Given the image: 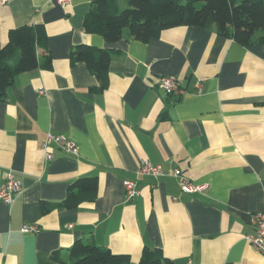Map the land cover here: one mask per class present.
Masks as SVG:
<instances>
[{"label": "crops", "instance_id": "1", "mask_svg": "<svg viewBox=\"0 0 264 264\" xmlns=\"http://www.w3.org/2000/svg\"><path fill=\"white\" fill-rule=\"evenodd\" d=\"M95 1L0 2V42L10 29L41 25L51 56V69L17 75L0 102V186L9 171L21 185L11 204L0 201V264H62L53 256L66 261L76 240L128 255L129 264L144 248L172 264H264L244 240L264 211V43L243 47L191 26L109 43L84 30ZM78 44L112 51L103 90L84 63L70 65ZM37 51L42 61L46 51ZM164 76L183 93L167 95ZM47 133L77 154L52 146L46 161ZM143 161L162 175H140ZM175 169L205 191L181 192ZM84 177L97 179L96 197L61 206ZM125 181L138 191L130 201ZM23 224L38 231L21 233Z\"/></svg>", "mask_w": 264, "mask_h": 264}, {"label": "trees", "instance_id": "2", "mask_svg": "<svg viewBox=\"0 0 264 264\" xmlns=\"http://www.w3.org/2000/svg\"><path fill=\"white\" fill-rule=\"evenodd\" d=\"M85 18L86 33L98 32L106 42L122 39L148 42L162 32L177 27H198L232 39L243 47L264 43V0H97ZM41 25L10 29L7 42H0V102L17 75L41 67L51 69V56L46 51L47 38ZM46 51L43 60L38 51ZM110 49L87 44L74 45L69 51V63H84L100 82L99 90L107 84ZM172 96V95H170ZM97 179L84 177L74 181L66 190L61 206L71 209L96 197ZM55 207V206H52ZM56 253L53 259L68 264H129L128 255H115L93 242L76 240L68 249L64 261ZM138 264H172L160 251L144 248Z\"/></svg>", "mask_w": 264, "mask_h": 264}, {"label": "built area", "instance_id": "3", "mask_svg": "<svg viewBox=\"0 0 264 264\" xmlns=\"http://www.w3.org/2000/svg\"><path fill=\"white\" fill-rule=\"evenodd\" d=\"M68 1L69 0H56V3L64 7ZM0 2L5 3L6 0H1ZM158 85L167 95L176 97L183 93L181 85L174 77H161ZM42 93L43 91L39 90V94ZM52 146L72 155L77 154L75 145L71 141L65 139L64 136L62 137V135L47 133L45 139H43V142H41L39 146L46 161H51L53 158L52 153H50V148ZM138 173L140 175L156 177L162 175L163 168L160 164H152L151 162L143 161L140 164ZM170 174L177 178L179 183L178 186H180V190L183 193L192 194L205 191L204 186L193 183L188 177L181 173L179 169L173 170ZM4 180V183L0 186V201L5 204H11L19 194V191H21V185L11 171L6 173ZM134 187L133 182H124L123 188L125 190L126 201H130L138 195V191ZM251 221L254 227V233L246 235L244 240L264 257V211L256 213ZM37 229L38 227L36 225L23 224L19 231L24 234L28 232L34 234L38 231Z\"/></svg>", "mask_w": 264, "mask_h": 264}]
</instances>
